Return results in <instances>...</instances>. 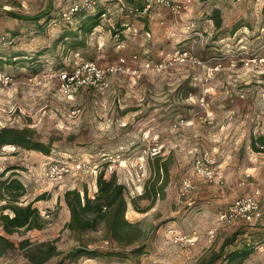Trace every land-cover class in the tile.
<instances>
[{
	"label": "rangeland",
	"instance_id": "374dc122",
	"mask_svg": "<svg viewBox=\"0 0 264 264\" xmlns=\"http://www.w3.org/2000/svg\"><path fill=\"white\" fill-rule=\"evenodd\" d=\"M80 1L0 0V55L13 60L0 66V129H26L52 147L49 156L13 145L0 150V174L15 168L5 178L14 172L23 181L24 205L47 195L35 203L49 220L46 228L9 238L16 245L57 240L61 255L46 264H59L81 244L101 251L145 249L76 264H205L225 240L228 252L255 246L241 264H264V154L250 145L252 135H264V0H182L179 11L154 6L142 16L122 12L117 0H101L107 13L92 34L80 37L86 40L81 48L61 38L77 29V17L36 24L8 14L51 8L60 16ZM123 1L133 6L139 0ZM215 9L221 29L212 19ZM87 63L104 75L85 69ZM159 63L166 64L161 71L154 69ZM110 67L124 71L111 73ZM151 149L159 154L153 157ZM204 155L211 178L195 169ZM53 163L72 171L52 180ZM101 173L123 187L125 218L145 233L142 241L120 245L102 223L82 234L68 226L100 217ZM185 179L193 185L188 191ZM160 187L162 195H155ZM74 189L84 205L76 214L65 200ZM254 194L260 222L220 224L232 202ZM5 203L0 197V208ZM0 264L31 263L16 249L0 253Z\"/></svg>",
	"mask_w": 264,
	"mask_h": 264
},
{
	"label": "trees",
	"instance_id": "16d2710c",
	"mask_svg": "<svg viewBox=\"0 0 264 264\" xmlns=\"http://www.w3.org/2000/svg\"><path fill=\"white\" fill-rule=\"evenodd\" d=\"M100 1L101 0H92L90 6H81L71 18H79L77 29H66L61 36L63 40L72 39L71 47H83L86 44V40H81L80 37L85 36L86 38V36L92 34L94 30L100 26L102 16L107 13L106 6L100 3ZM117 4L122 12L130 13L129 11H131L132 14L135 15H144L143 10L145 2L143 0H139L136 4L134 3L133 6H129L125 3V7H122L119 4V0H117ZM8 14L13 18L36 24H39L42 20H45L46 23L71 22V20H63V13H61L60 16H53L51 8L43 10L35 15H21L15 12H9ZM212 19L215 22L216 28L221 29L223 21L220 9L214 10ZM124 26L128 27L127 24ZM125 30V27L121 29L122 39L125 38ZM7 62H13L11 57L0 55V66ZM8 145L20 147L25 150L37 151L47 156H49L52 151L50 144L34 140L32 133L26 129L7 127L0 129V150ZM250 145L255 153L264 154V135H252ZM11 170L13 171L15 168L9 169L0 174V197L6 202L5 205L0 208V253L4 254L20 249L24 251L25 257L31 264H46L53 258L61 255L57 247V240L36 243L32 242L30 239H24L16 245V243L9 238L15 234L26 233L33 230H43L49 224V220L43 216L39 208L35 206L36 202L46 200L47 195L42 194L34 201L24 205L21 200L26 196V186L14 172L5 178L7 172ZM160 170L161 169H159V172ZM97 184L99 188L97 208L98 211H100V217L81 226H77L73 222L69 223L68 226L75 232L82 234L86 231L97 230L99 224L102 223L104 224L107 236L109 235L120 245H128L130 243L132 244L134 242L142 241L145 233L125 218L127 212V200L123 187L113 185L112 181L106 179L104 173H101L98 176ZM162 190L163 187L154 188L153 192L155 195L161 196ZM65 200L73 214H76L77 209H82L84 206L82 205V195L79 189L67 191L65 194ZM87 208H92L90 199H87ZM229 244L230 242L225 240L221 245L220 250L213 253L205 264H215L217 262L241 264L255 252V246L251 244H246L240 249L228 252L227 247ZM110 249L112 250L101 251L100 249L89 248L88 244H81V246L63 254L59 264H76L83 257L97 258L104 255L123 259L127 258L129 253L132 255L142 254L145 245L139 244L137 247L129 250V253L115 248Z\"/></svg>",
	"mask_w": 264,
	"mask_h": 264
},
{
	"label": "built area",
	"instance_id": "2783aa9c",
	"mask_svg": "<svg viewBox=\"0 0 264 264\" xmlns=\"http://www.w3.org/2000/svg\"><path fill=\"white\" fill-rule=\"evenodd\" d=\"M145 2V7L143 10V14H148L154 6H161L165 8H170L174 11H179L182 8V0H143ZM92 4V0H81L80 3H74L69 10L63 13V20H71L73 15L80 9L81 6H90ZM119 4L122 7H125V2L123 0H119ZM187 56V55H185ZM183 61L186 60V57L182 58ZM165 63L157 64L154 69L161 71L165 67ZM147 68L151 67L150 63H147ZM85 69L94 70L96 75L100 78L103 73L97 70L96 66L93 63H87L84 65ZM124 71L123 67H110L108 68V72H118ZM67 76H65L66 78ZM150 154L154 157L159 154L157 149H151ZM206 162H210V157L208 155H204L203 157H199L196 161V172L198 175L203 177L211 178L213 172L209 170L208 167L205 166ZM82 164H77V169H81ZM72 171V168L65 163H53L49 167L48 177L52 180L61 177L62 175L68 174ZM193 188L192 182L189 179H185L183 182V189L188 191ZM263 212L260 207L259 201L257 200L255 194L254 195H245L237 198L234 202H232L228 208L221 212L219 215L220 224H233L237 221H243L248 224H255L262 220ZM173 233V231L171 230ZM214 237V236H213ZM211 236V238H213ZM87 264V263H86ZM120 264V263H117Z\"/></svg>",
	"mask_w": 264,
	"mask_h": 264
}]
</instances>
